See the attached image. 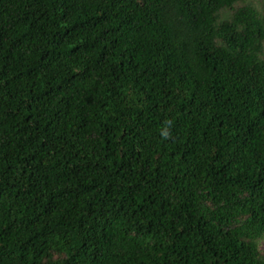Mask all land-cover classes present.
Wrapping results in <instances>:
<instances>
[{"label": "trees", "instance_id": "trees-1", "mask_svg": "<svg viewBox=\"0 0 264 264\" xmlns=\"http://www.w3.org/2000/svg\"><path fill=\"white\" fill-rule=\"evenodd\" d=\"M264 0H0V264H264Z\"/></svg>", "mask_w": 264, "mask_h": 264}, {"label": "rangeland", "instance_id": "rangeland-1", "mask_svg": "<svg viewBox=\"0 0 264 264\" xmlns=\"http://www.w3.org/2000/svg\"><path fill=\"white\" fill-rule=\"evenodd\" d=\"M260 247H261V249L264 250V242L261 243V246Z\"/></svg>", "mask_w": 264, "mask_h": 264}]
</instances>
